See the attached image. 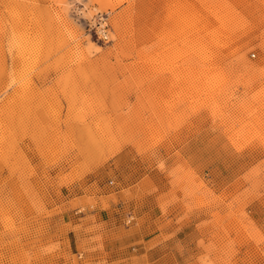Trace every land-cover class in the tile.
<instances>
[{"label":"rangeland","instance_id":"obj_1","mask_svg":"<svg viewBox=\"0 0 264 264\" xmlns=\"http://www.w3.org/2000/svg\"><path fill=\"white\" fill-rule=\"evenodd\" d=\"M0 264H264V0H0Z\"/></svg>","mask_w":264,"mask_h":264},{"label":"built area","instance_id":"obj_2","mask_svg":"<svg viewBox=\"0 0 264 264\" xmlns=\"http://www.w3.org/2000/svg\"><path fill=\"white\" fill-rule=\"evenodd\" d=\"M101 37H102V39H106L105 35H103V36H101Z\"/></svg>","mask_w":264,"mask_h":264},{"label":"bare ground","instance_id":"obj_3","mask_svg":"<svg viewBox=\"0 0 264 264\" xmlns=\"http://www.w3.org/2000/svg\"><path fill=\"white\" fill-rule=\"evenodd\" d=\"M12 62V61H11Z\"/></svg>","mask_w":264,"mask_h":264}]
</instances>
